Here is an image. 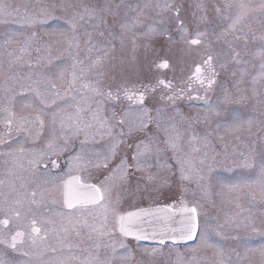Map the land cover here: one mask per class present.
I'll use <instances>...</instances> for the list:
<instances>
[{
	"label": "rangeland",
	"instance_id": "1",
	"mask_svg": "<svg viewBox=\"0 0 264 264\" xmlns=\"http://www.w3.org/2000/svg\"><path fill=\"white\" fill-rule=\"evenodd\" d=\"M105 3L109 11L101 13ZM0 5L11 13L6 25L0 23V144L10 138L0 147V214L28 209L45 192L40 181L48 177L26 163L30 150L50 154L68 134L65 148L75 151L77 140L70 135L76 129L68 121L76 117L94 125L95 118L115 117L97 94L101 79L109 86L116 79L124 86L129 80L160 86L157 75L179 81L198 64L199 53H217L225 63L218 76L220 95L201 99L199 113L192 116L196 122L183 132L180 158L153 152L150 168L134 164V179L119 170L124 182L100 186L102 206L112 209V220L141 207H195L197 241L153 247L126 240L115 230L110 236L103 232L94 239L96 255L85 264H264V191L254 183L264 153V0H0ZM85 6L96 10L90 15ZM125 22L136 26L127 31L121 28ZM190 38L201 43L192 45ZM165 61L168 66L159 67ZM205 101L219 102L220 113L210 116L213 128L206 135V124H200L207 115ZM174 106V111L194 110L193 105ZM37 117L47 124L57 119L39 137L47 146L13 142L28 134L19 125L7 135L3 131L8 123L6 129ZM245 156L252 167H245ZM180 159L186 179L170 174L173 165L179 171ZM110 167L102 168L103 173ZM93 212L83 216L92 218ZM107 214L104 209L103 231ZM73 233L64 231L62 236L69 240ZM200 234L212 246L202 244ZM80 242L73 241L75 246ZM0 248V256L15 264H83L75 254L84 252L65 241L59 247L50 244L47 252L38 243L31 256L21 253L22 258L2 243Z\"/></svg>",
	"mask_w": 264,
	"mask_h": 264
},
{
	"label": "flooded vegetation",
	"instance_id": "2",
	"mask_svg": "<svg viewBox=\"0 0 264 264\" xmlns=\"http://www.w3.org/2000/svg\"><path fill=\"white\" fill-rule=\"evenodd\" d=\"M190 40L192 38L188 41ZM199 54L197 57L200 58L198 64L193 65L186 78H181L179 81H176L171 75H167L165 78L156 76V81L164 80L166 83L170 82L171 88L150 84L149 80L143 83L129 80L125 81L128 83L124 86V82L120 85L116 79L109 86L107 82L101 79L97 94L102 99V103H105L108 109H110L108 113L114 114L115 117L95 118L93 122L96 124L94 125L85 123L82 118L76 117L68 121L70 126L73 125L76 129L74 135L69 134L77 140L75 145H78V147L75 151L65 148L66 143H68L67 134L59 139L55 147L53 146L48 150V152L52 150L50 154H46V150L43 149H32L28 152L29 155L27 156L26 163L34 169H37L42 176L48 177L46 180L40 181L41 186L39 185L45 192L35 196L32 202H29L31 205L30 208L14 213L15 218L11 217L14 215L0 214V222L7 221V224L0 223V240L4 241L2 243L3 247L6 249L8 243L11 242L12 236L19 231L24 233V235L17 240V251L13 253L18 254L19 258H22L24 253L27 257L29 255L31 256L34 253L32 252L33 249L38 246V243L42 244L46 248L45 252H47L50 244L59 247L65 241L68 243L69 248H76L77 251L82 250L84 252L83 254H75V257L85 264L89 258L92 259L96 255L97 246L94 242L95 236L103 232H106L110 236L115 230L118 235L123 237L120 233L119 219L117 220L115 215L112 220L110 214L112 209L102 206V201L97 204L78 205L71 209L66 208L63 199V189L66 180L71 179L76 183V178H78L80 184L87 183L100 187L102 182H106L108 186L116 187L119 183L124 182L123 179L125 177L134 179L133 175H130V172H134V164H141L150 168L148 157L153 152L161 153L164 156L167 153L170 159L173 157L180 158L182 155L181 151H185L183 149V141L181 140L183 132L191 128L192 123L196 122L192 116L198 114L199 108L202 106V100L196 97L204 98L211 94L213 98H217L220 95L216 96L220 89L218 76L225 63L222 62L220 54L214 53L208 56H204V53ZM209 56L212 58L211 67L204 63ZM197 66L201 68L200 73H196L195 71ZM209 78L214 81L210 87L207 83ZM153 87H155V91H153ZM118 89L120 90L119 93L117 92ZM141 93L144 94L143 104L139 102ZM161 95L165 99H161ZM168 96H174V99L169 100L167 99ZM129 97L132 98L129 99ZM176 104L193 105L192 108L194 110L174 111V105ZM214 105H219V102L214 101ZM157 109L160 111L158 112ZM171 109L173 110L171 111ZM209 119L202 118L200 120L202 126L206 124V129L202 130L204 135L213 128L211 126L212 120ZM21 120H31V122H21L6 129L8 123L3 128L6 135L14 130L17 131L18 125L21 126V128L18 127L19 131L28 132V134L19 135L13 142L26 140L32 142V146L39 147L49 144L48 142L40 143L39 137L46 134L45 125H57V119H49L48 124L44 123L43 119L38 117ZM121 120H123V123H120ZM66 123L67 121L62 126L65 131L67 129ZM58 126L60 127L59 124ZM121 133L123 134L121 135ZM86 134L90 138H85ZM101 135H104V137L100 138ZM198 135L202 134L198 133ZM4 139L5 142L3 141L0 144L1 148L4 144H9L10 142V138L6 140V137H4ZM99 140L101 142H98ZM114 140L119 145L117 153L109 162L110 169L104 174L102 171L103 167H97V165H103V159L109 154ZM163 140L166 141L169 147L161 142ZM87 142L88 144H86ZM92 142H96V146ZM170 142L175 143V148L170 146ZM137 145H139V148ZM133 154L137 155L135 161L132 159ZM179 154L181 155L179 156ZM77 156L80 157L79 160L74 159ZM122 158L128 161L125 177L120 174L121 172L119 173V170H116L119 175L115 174L116 171L113 172V169L116 168V165ZM160 170L161 168H158V171ZM181 170L180 159L179 171L173 165L170 174H178L179 179H182ZM116 175H118L117 178ZM178 183L181 182L178 181ZM168 207L174 210L180 209L177 207L174 208L172 205H168ZM104 209L108 212V220L106 221V228L103 231ZM93 210L94 212L92 214L94 217L86 219L83 216L85 212ZM19 213L22 214L19 215ZM33 222L35 223L33 224ZM33 226L39 229L35 235L32 233ZM64 231L74 232L69 240L62 236V232ZM76 240H80L81 242L75 246L73 241ZM3 251L4 249L0 248V253ZM67 257L69 258V256Z\"/></svg>",
	"mask_w": 264,
	"mask_h": 264
},
{
	"label": "snow or ice",
	"instance_id": "3",
	"mask_svg": "<svg viewBox=\"0 0 264 264\" xmlns=\"http://www.w3.org/2000/svg\"><path fill=\"white\" fill-rule=\"evenodd\" d=\"M116 7H119V5H117ZM166 7H171V6L166 5ZM228 7H231V5H228ZM239 7L241 9H243L245 7V5L240 4ZM95 10L96 9H94V8H89L88 6H85V11L88 12L90 15ZM99 10L101 11V13L107 12V11H109V5L107 3H105ZM217 12H219V9H217ZM10 15H11V13L7 12L4 9V7L2 5H0V23H3L6 25L9 22L7 17H9ZM135 26H136L135 22H125V23L121 24V28L125 29L127 31H132ZM150 31H151V29H150ZM199 35H203V33H197V37ZM115 38L116 37L113 34V39H115ZM188 43H190L192 45H197V44H200L201 41L199 40V38H195V39L188 41ZM211 59H212L211 56H209L204 61V63L209 65V67H211ZM97 63H99V61ZM167 66H168V64L166 61L159 65V67H167ZM261 67L264 68V65H262ZM195 71H196V73H200L201 68L199 66H197ZM98 74L103 75V72H100ZM262 75H264V73H262ZM157 83L159 85L164 86V87L171 88L170 82L166 83L164 80H158ZM201 83H203V81H201ZM207 83L210 87L214 83V81L211 78H209ZM119 91L120 90L118 89L117 92L119 93ZM153 91H155V87H153ZM109 95H111V93H109ZM143 97H144V94L141 93L139 96V102L141 104H143ZM131 98L132 97H129V99H131ZM196 98L202 99L201 97H196ZM161 99H165V97L163 95H161ZM167 99H169V100L174 99V96H168ZM205 104H206V110L208 113V115H206V117H205L206 120L209 119V116L211 114H216V115L220 114L219 113V105H214L208 101H205ZM145 111H147V110L145 109ZM157 111L159 112L160 110L157 109ZM233 119L238 120L239 117L233 116ZM120 123H123V120H121ZM236 126L239 127V124H237ZM77 131H79V129H77ZM122 134L123 133H121V135ZM118 146H119L118 143L114 140L112 147L109 150V154L104 157L103 165L98 164L97 167L108 168L109 162L113 159V157L116 156ZM170 146L172 148H175V143L170 142ZM137 147L139 148V145H137ZM74 159L79 160L80 157L77 156V157H74ZM132 159H133V161H135L137 159V155L133 154ZM53 163H55V162H53ZM244 165H245V167H252L250 159L247 156L244 157ZM136 167L139 168V165H136ZM127 168H128V161H127V159L122 158V159H120L119 163L116 165V168L113 169V172H115L116 170H121V171H124L126 173ZM181 171H182V178L186 179L187 177L183 176V169ZM76 179H77V182H76L75 186L67 185L69 187V194L66 195L65 203H66V206L68 208H70V209L74 208L79 204H97L104 199V196H103L104 190H102L100 187H97L96 185H92V184H87V183L80 184L78 181V178H76ZM149 179H152V177H149ZM254 183H258L260 185L262 191H264V153L261 154V159L259 162V172H258L257 180L254 181ZM156 211H171V208L157 209ZM180 211H181V213H190V215L185 217L181 221L182 226L179 229H176L174 231L179 232V238L180 239L192 240L198 235V233H197V212H196V208L195 207H192V208L184 207ZM148 214H149L148 210L141 209L138 212H130L126 216L125 215L119 216L118 219H119V223H120V231L124 235H135L137 240L144 238L139 233H133L131 230V226L134 223H136V221L142 215H148ZM0 223L7 224V221H3ZM34 223L35 222H33V224ZM38 231H39V229H37L35 226H33V228H32L33 235L37 234ZM23 235H24V233L17 231L16 234L12 236L11 242L8 243V245H7L8 248L11 249V251H13V252L17 251L16 242L18 239L22 238ZM172 238L175 239L176 237H172ZM200 241L202 244L212 246L209 244V237L205 234H200ZM0 243H4V241L0 240ZM0 264H15V262L11 259H7L3 256H0Z\"/></svg>",
	"mask_w": 264,
	"mask_h": 264
},
{
	"label": "water",
	"instance_id": "4",
	"mask_svg": "<svg viewBox=\"0 0 264 264\" xmlns=\"http://www.w3.org/2000/svg\"><path fill=\"white\" fill-rule=\"evenodd\" d=\"M67 185L75 186L76 183H74L73 180L71 179L66 180L65 189H64V203H65L66 195L69 194V187ZM79 205H85V204H79ZM66 208L68 207L66 206ZM167 208L168 207H164V206L139 208L126 212L123 215L126 216L130 212H138L141 209L148 210L149 212L148 215H142L136 221V223H134L131 226V230L133 233H139L144 237L142 239H139V241L141 242L158 244V245H163L166 242H170L174 245H177V244H188L191 241H193V239L192 240L180 239L179 232L174 231L182 226L181 221L185 217L190 215V213H181L180 210L156 211L157 209H167ZM188 208H192V207H188ZM197 227H198V222H197ZM124 236L128 238L136 239L135 235H124ZM172 237H176V238L173 239Z\"/></svg>",
	"mask_w": 264,
	"mask_h": 264
},
{
	"label": "bare ground",
	"instance_id": "5",
	"mask_svg": "<svg viewBox=\"0 0 264 264\" xmlns=\"http://www.w3.org/2000/svg\"><path fill=\"white\" fill-rule=\"evenodd\" d=\"M197 241V240H196Z\"/></svg>",
	"mask_w": 264,
	"mask_h": 264
}]
</instances>
